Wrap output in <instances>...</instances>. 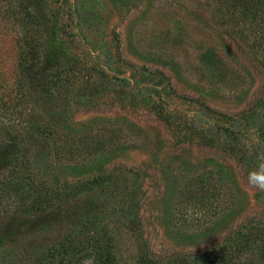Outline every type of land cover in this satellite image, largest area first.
<instances>
[{
    "label": "rangeland",
    "instance_id": "1",
    "mask_svg": "<svg viewBox=\"0 0 264 264\" xmlns=\"http://www.w3.org/2000/svg\"><path fill=\"white\" fill-rule=\"evenodd\" d=\"M24 5L40 27L23 25ZM221 12L212 0H0V134L25 130L29 106L17 85L19 62L29 45L53 35L72 68L65 73L72 78L64 87L72 91L66 127L121 135L109 143L105 170L120 173L123 188L134 194L141 233L108 225L115 264L136 263L143 249L158 262L193 264L248 233L264 237V191L247 180L264 154V56L237 19ZM207 52L215 67L204 64ZM40 58L41 52L34 62ZM76 159L75 165L82 162L48 158L49 181H81L83 175L64 167ZM219 167L223 204L207 215L196 239H181L171 223L178 220L187 231L200 215L180 193ZM0 264L30 263L7 249L0 250Z\"/></svg>",
    "mask_w": 264,
    "mask_h": 264
},
{
    "label": "trees",
    "instance_id": "2",
    "mask_svg": "<svg viewBox=\"0 0 264 264\" xmlns=\"http://www.w3.org/2000/svg\"><path fill=\"white\" fill-rule=\"evenodd\" d=\"M212 1L224 10L221 13L237 19L236 26L252 37L254 46L264 56V0ZM24 6L23 25L33 22L40 27L41 22L27 5ZM29 46L27 58L23 56L19 62L17 83L29 106L22 113L26 128L20 133L5 130L0 134V250L8 249L17 258L24 256L30 264H115V240L108 232V225H121L134 235L141 233V223L134 210V194L123 188L120 173L105 170L110 156L109 143L120 140L121 135L115 130L102 135L90 132L91 129L79 132L67 128L64 114L72 91L64 87L72 80L65 75L72 69L66 66L69 54L53 35L41 44L36 42ZM39 52L42 53L40 65L34 62ZM204 56L206 66L217 65L212 53ZM36 110H41L39 120ZM159 115L170 122L169 116ZM259 134L264 140V124ZM77 157L82 162L75 165L79 161L76 159L73 165L67 163L66 170L84 177L93 176L83 177L76 185L49 181L45 170L49 166L48 158L57 161ZM224 175L222 167L214 169L197 181L196 188L187 187L180 193L186 205L197 210L200 217L196 228L187 231H183L178 220L171 223V230L178 237L196 239L207 215L217 214L226 190ZM215 177L216 182L212 184ZM222 208L225 209V205ZM30 230L32 236L28 239ZM46 233L56 234V239L55 236L53 240L48 239ZM258 235L248 233L218 255L206 261H193V264H264V237ZM134 264L186 263L158 262L149 258L143 249Z\"/></svg>",
    "mask_w": 264,
    "mask_h": 264
},
{
    "label": "clouds",
    "instance_id": "3",
    "mask_svg": "<svg viewBox=\"0 0 264 264\" xmlns=\"http://www.w3.org/2000/svg\"><path fill=\"white\" fill-rule=\"evenodd\" d=\"M258 159L261 160V163L249 172L247 180L251 188L264 191V154L259 156Z\"/></svg>",
    "mask_w": 264,
    "mask_h": 264
}]
</instances>
